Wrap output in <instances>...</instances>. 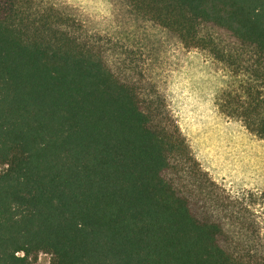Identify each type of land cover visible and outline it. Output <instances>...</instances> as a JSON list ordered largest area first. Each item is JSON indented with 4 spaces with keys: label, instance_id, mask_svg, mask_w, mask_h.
I'll return each mask as SVG.
<instances>
[{
    "label": "trees",
    "instance_id": "16d2710c",
    "mask_svg": "<svg viewBox=\"0 0 264 264\" xmlns=\"http://www.w3.org/2000/svg\"><path fill=\"white\" fill-rule=\"evenodd\" d=\"M127 1L245 77L221 108L264 139V0ZM0 166V264H264L133 51L37 0H0Z\"/></svg>",
    "mask_w": 264,
    "mask_h": 264
},
{
    "label": "rangeland",
    "instance_id": "374dc122",
    "mask_svg": "<svg viewBox=\"0 0 264 264\" xmlns=\"http://www.w3.org/2000/svg\"><path fill=\"white\" fill-rule=\"evenodd\" d=\"M37 1L133 51L200 169L227 196L250 205L264 241V139L221 108L227 93L241 95L245 77L206 50L186 48L176 35L136 13L127 0ZM51 262V255L40 253L35 264Z\"/></svg>",
    "mask_w": 264,
    "mask_h": 264
}]
</instances>
